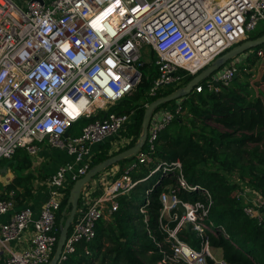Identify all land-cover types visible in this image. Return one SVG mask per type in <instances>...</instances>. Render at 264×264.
<instances>
[{"label":"built area","instance_id":"built-area-1","mask_svg":"<svg viewBox=\"0 0 264 264\" xmlns=\"http://www.w3.org/2000/svg\"><path fill=\"white\" fill-rule=\"evenodd\" d=\"M0 0V161L12 159L18 150L35 157L40 144L66 150L74 163H66L46 182L50 196L36 217L30 206L16 211L0 223L3 264H49L60 237L58 213L68 190L91 169V149L119 138L135 113H109L108 108L131 96L142 79L141 68L153 64L158 77L148 97L173 87L178 89L209 67L219 56L251 39L264 26V0ZM145 53L152 57L145 61ZM264 59V50H250L241 58L205 80L209 91L219 92L237 78L241 64L251 54ZM155 54V60L153 55ZM244 70H245V66ZM202 82L193 89L201 94ZM69 105L76 109L75 114ZM150 103H145V107ZM184 99L155 110L148 139L136 160L123 168L116 179L86 185L57 264H68L78 247L91 256L89 245L97 226L119 209V198L139 184L146 188L145 203L151 204L158 187L159 232L149 227V215L141 209L149 237L163 259L160 264H227L213 255L210 236L220 237L209 219L212 192L187 180L181 160L154 157L158 137L184 113ZM106 112L105 115L102 114ZM79 136H65L81 120H91ZM127 145V144H126ZM147 146L146 150L143 148ZM146 166L149 174L135 181L134 172ZM171 180L173 185H167ZM196 195L184 200L181 194ZM246 216L264 226V185L260 191L245 189ZM16 191H0V217L15 210ZM180 205L184 214L177 208ZM171 222H178L175 229ZM191 225L199 247L182 241L178 232ZM28 246H18L26 235ZM17 242L15 247L11 243Z\"/></svg>","mask_w":264,"mask_h":264},{"label":"trees","instance_id":"trees-1","mask_svg":"<svg viewBox=\"0 0 264 264\" xmlns=\"http://www.w3.org/2000/svg\"><path fill=\"white\" fill-rule=\"evenodd\" d=\"M263 35L264 26H261L251 35V39ZM259 50H264L263 46L256 49ZM153 59L155 60V54ZM143 69H149L150 73L144 74ZM140 70L142 79L134 93L109 109V113H135L133 124L125 131L134 140L128 147L113 154L110 153L111 144L105 143L93 155L91 168L135 146L142 134L145 103L151 104L175 91L174 88H165L156 97H148L147 93L158 77V71L153 64H145ZM240 72L247 75L244 68ZM238 77L239 74L232 81V86V82L228 86H221L219 92L209 91L205 82H202L204 89L201 94L192 93L183 98L184 109L191 118H188L186 124L180 116L161 132L154 157L166 161L181 160L189 183L201 185L212 192L214 204L209 219L216 228L225 230L228 237L210 236V244L223 250V259L227 264H264V226L245 215L243 197L238 198L239 192L242 193L245 189L260 191L264 185V103L261 96H255L248 84L238 82ZM191 80L192 78L185 86ZM168 105L169 103L160 106L157 111ZM95 119H81L72 129L75 132L81 122L83 128ZM208 122H214L223 130ZM81 130L75 135H81ZM4 160L9 161L16 172V178L8 189L16 190L18 200L21 197L26 200L31 196V189L26 187V182H32V175L23 177L22 174L32 167L29 155L20 149L12 159ZM135 160L136 157H131L116 165L125 166ZM213 165L217 166L216 170H212ZM235 172L239 173V183L231 182L227 177V174ZM148 174L149 170L144 166L134 172L132 177L138 181ZM150 185V182L139 184L131 193L120 197L119 209L113 214L112 221H104L97 226V236L89 245L91 256L85 254V245L82 244L68 264H93L96 260H100L101 264H160L163 256L148 235L141 209L147 211L149 227L162 239L158 218L162 208L160 196L164 189H155L151 204L146 205L145 199H140L141 191L144 189L145 192ZM23 187L25 195L17 191ZM70 190L58 213V223L68 203ZM181 197L184 200H197L196 195L189 196L186 193L181 194ZM70 211L71 208L68 213ZM177 224L178 222H171L169 225L175 229ZM178 237L195 248L199 247L200 239L191 225L183 227L178 232ZM209 264H213V261L209 260Z\"/></svg>","mask_w":264,"mask_h":264},{"label":"water","instance_id":"water-1","mask_svg":"<svg viewBox=\"0 0 264 264\" xmlns=\"http://www.w3.org/2000/svg\"><path fill=\"white\" fill-rule=\"evenodd\" d=\"M262 45H264V35L255 39L247 40L235 46L228 52L219 56L214 62H212L209 67H207L200 74L195 76L186 86L179 88L178 90L172 92L167 96L155 100L149 106L146 107L142 124V134L135 146L126 149L116 155H113L105 161L94 166L88 171L85 176L77 180L72 185V188L69 193L68 203L62 212V219L60 220V237L57 244V248L49 264H57L60 259L66 239L69 234L70 227L74 222L76 214L78 212L79 202L84 187L88 185L96 176L107 170L109 167L114 166L125 159L136 157V155L140 152V150L145 145L148 139L149 125L154 111L164 104L182 98H186L187 96L191 95L195 87H197L202 81L214 75L216 72L220 71L230 61L240 57L241 55L250 50L257 49ZM67 135L68 134H66L65 136ZM69 208H71V211L68 213ZM177 208L184 214L185 211L180 205H178Z\"/></svg>","mask_w":264,"mask_h":264},{"label":"crops","instance_id":"crops-1","mask_svg":"<svg viewBox=\"0 0 264 264\" xmlns=\"http://www.w3.org/2000/svg\"><path fill=\"white\" fill-rule=\"evenodd\" d=\"M14 1L15 2L22 1V2L25 3L27 0H14ZM24 3H22V4H24ZM240 58H241V56H240ZM259 59H261V58H259ZM244 63H247L248 65H251L252 64L248 60L247 61H244ZM247 75H249V74H247ZM211 77H209V78H211ZM204 81H202V82H204ZM245 82L246 81H243V84ZM232 84H233V82L230 84V86H232ZM246 84L250 85L251 82L248 81V82H246ZM182 87H184V86H181L179 88H182ZM249 87H250V89H252L251 85ZM170 88H173V87H170ZM178 89H175V91L178 90ZM257 95H255V96H257ZM261 98H262L263 103H264V97L261 96ZM174 102L175 101H173V103ZM111 107H109L107 111H109V109ZM131 125H129V124L128 125H125L124 130H122L120 133L121 134L125 133V131ZM68 136H79V135H75L74 131L71 129L68 132ZM126 141H127L126 144L129 146L130 145L129 143L131 141H133V136L131 137V140H130L129 143H128V140H126ZM107 142H109L111 144L110 153L113 154V153L116 152L115 151L116 146L118 144L122 143L123 141H120L117 138H115L114 140H108ZM107 142H105V143H107ZM124 143H125V140H124ZM42 144H40V145H42ZM104 144L93 146L92 149H91V152L93 153V155ZM93 155H92V157H93ZM29 157H30V159L32 161V167L29 170L25 171L22 174V176L24 175L23 177H25L27 174H31L32 175V179H31L32 182L31 181L30 182H26V184H27L26 187H29L31 189V192H30L31 196L30 197H27L26 200H24L23 197H21L19 200L16 198L17 199V202H16L15 210L12 211V212H10L9 214H6V215L1 216L0 217V223L7 222L11 218L12 214H14L16 211L24 208L25 206H30L33 209V211H34L35 216L37 217L41 213L42 206L46 202V200L49 198L50 192H51L50 191L51 189L48 187L46 180L49 177H51L52 175H54L60 166L66 164V163H74V157L73 156H70L66 150L59 149V148H54V147H52L50 145L48 147L41 146V150H40V152H39L38 155H36L35 157H32V156L29 155ZM92 157H91V160H92ZM127 165H125V166H122V165H116L115 166L114 165L112 168L107 169L104 172H102L101 174H99L98 176H96L91 181V184H97L98 183L96 185V187H95L94 196H98L99 194H101L102 184L105 182V180H110V179H116V178H118V176L121 175L123 168L126 167ZM36 169H41V170L38 171L39 173H36L35 172ZM7 175H9V176H8V178L3 179L4 180L3 181V186H2V189H0V191H6V190L11 191V189H8V186L16 178V172H14L13 170H10L9 169ZM14 191H16V190H14ZM17 191H19V194L25 195V188L24 187L23 188H18ZM110 221H112V219ZM105 222L106 223H109V221H105ZM59 226H60V223H59ZM28 241H29V235L27 234L24 237V239L21 242V244H19L18 246L27 247L28 246ZM13 243H11L12 244L11 247H15L16 246V244H13ZM5 257H6V254L3 253V250L0 249V264H3V261H4V258Z\"/></svg>","mask_w":264,"mask_h":264},{"label":"rangeland","instance_id":"rangeland-1","mask_svg":"<svg viewBox=\"0 0 264 264\" xmlns=\"http://www.w3.org/2000/svg\"><path fill=\"white\" fill-rule=\"evenodd\" d=\"M262 46L264 48V45H262ZM253 50L256 51V49H253ZM151 59H152V57L149 56V53H145V61H150ZM249 62H251L252 64L251 65H248L247 63H244L243 65L241 64V67H240V69H241V68H244L243 66H245V72L247 74H249V75H245L244 73L239 72L238 82H240V83H243V81H246V82L249 81V82H251L250 85H251L252 90L254 91L255 95L258 94L257 96H263L264 97V59H258L256 57V55L253 53V54H251V57H250ZM142 72L144 74H148V73H150V70L149 69H143ZM246 82L244 84H246ZM183 86H185V85H183ZM171 103H173V102H170L169 104H171ZM181 117L183 118L184 123L187 124L188 118H191V115L188 113L187 110H185L184 113L181 115ZM209 124H211L214 127H218L220 130H223V128L219 127L214 122H210ZM82 126H83V123L81 122L80 125L77 126V130H75L74 133L75 134L76 133H79L80 130L82 129ZM117 139L120 140V141H123V142L120 143V144H118L116 146V148H115V151L116 152L118 150H122V149L128 147V145H126V143H127L126 140H128V143H129L130 140H131V136H127L126 133H123V134H120L119 138H117ZM123 139L125 140V143H124V140ZM133 140H134V137H133ZM132 142L133 141H131L129 144H131ZM40 146L48 147L49 146V143L47 141H45ZM146 148H145V150H146ZM8 168L10 170H13V168L11 167L9 161L1 160L0 161V189H2V186H3V181H4L3 179L8 178V176H9V175H7L8 174V170H9ZM211 168H212V170H216L217 169V166H214L213 165ZM39 170H41V169H36L35 172L36 173H39L38 172ZM221 172L224 173L223 171H221ZM225 174H227V173H225ZM227 177L231 180V182L239 183V181H240L239 173L238 172H235L232 175L231 174L230 175L227 174ZM151 183H153V180H152V182H150V184ZM166 183H167V185H173L174 184V182L171 181V180H167ZM145 198H146V194H145L144 189H143L141 191V197H140V199H145ZM16 243L17 242H14L13 244H16ZM11 246H12V244H11ZM212 249H213V255L215 257H221V258L223 257V250L221 248H212ZM93 264H101V261L100 260H96Z\"/></svg>","mask_w":264,"mask_h":264},{"label":"bare ground","instance_id":"bare-ground-1","mask_svg":"<svg viewBox=\"0 0 264 264\" xmlns=\"http://www.w3.org/2000/svg\"><path fill=\"white\" fill-rule=\"evenodd\" d=\"M69 110L71 111L72 114H75L76 112V109L72 105H69Z\"/></svg>","mask_w":264,"mask_h":264}]
</instances>
